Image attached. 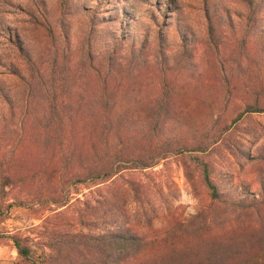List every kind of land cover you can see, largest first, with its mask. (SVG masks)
<instances>
[{"label": "rangeland", "instance_id": "obj_1", "mask_svg": "<svg viewBox=\"0 0 264 264\" xmlns=\"http://www.w3.org/2000/svg\"><path fill=\"white\" fill-rule=\"evenodd\" d=\"M96 8L101 19L95 21L104 34L97 41L98 64L93 66L83 55V48L93 27L90 15ZM252 14L243 0H0V186L9 179L18 186L0 187V264L20 261L8 235L29 239L42 253L51 231L83 229L77 216L86 211L84 202L95 207V201L109 189L118 192L109 183L100 187L66 183L63 193L56 196L72 200L66 207L34 203L50 198L47 171L65 166L59 150L50 142L48 121L51 84L46 81L56 69H62L63 64L70 67L69 87L67 91L60 87L58 94L62 111L64 104L70 105L63 113L66 125L61 134L74 141L68 146L76 157L83 152L90 154L97 114L100 116L96 101L105 85L118 90L114 119L139 122L137 130L151 119L163 88L169 85L175 95L165 131L194 137L207 128L230 124L253 101L252 96L244 95L246 79L240 76L249 64L263 57L264 9L254 20ZM111 34L120 38L117 57L123 68L108 74L106 51ZM161 42L168 48L167 58L160 55ZM142 46L145 49L140 56ZM184 55L189 57L183 61L186 67L180 63ZM248 130L263 134L255 147L248 141L245 146L256 154L264 141V114L243 118L234 132ZM184 159L172 157L153 169L124 172L126 180L148 185L145 203L143 194L127 193L126 225L134 232L166 237L165 228L196 214L210 202L196 168H192L193 179H188ZM244 164L243 171L234 168L236 181L256 185L257 166ZM215 168L223 169L221 160H216ZM20 201H25V206L8 208L9 203ZM170 203L173 209L164 214L162 209L170 210ZM146 217L151 224L146 223ZM50 218L51 223L47 221ZM57 224L61 227L56 228ZM173 235L171 242L177 243L180 236ZM152 249L148 247L147 253Z\"/></svg>", "mask_w": 264, "mask_h": 264}, {"label": "trees", "instance_id": "obj_2", "mask_svg": "<svg viewBox=\"0 0 264 264\" xmlns=\"http://www.w3.org/2000/svg\"><path fill=\"white\" fill-rule=\"evenodd\" d=\"M243 1L253 11L252 20L263 12L264 0L254 3L253 0ZM98 12V8L91 12L93 27L87 32V45L83 48V55L93 66L98 64L95 56L97 41L104 34H100L102 31L95 21L101 19L96 15ZM109 42L111 45L106 51L109 55L106 60L108 74H111L121 71L123 65L117 57L120 38L111 34ZM161 46L160 55L167 58L168 48H165L162 42ZM144 49L142 46L140 56ZM187 56L184 55L180 62L184 67L187 66V63L183 62L189 58ZM262 56L259 62L257 59L254 64H249L247 72H242L243 77L240 76L241 80L246 79L242 87L246 91L244 95L252 96L253 101L247 103L230 124L225 127L207 128L194 137H184L176 131H165L167 121L171 119L169 116L172 114L175 95L169 85L163 88L162 99L155 106L151 119L141 124L139 131V122L132 119H114L118 90L103 86L96 101L100 116L97 114L90 154L83 152L77 154L78 157L68 146V143L74 141L65 137V133L61 134L66 125L63 113L70 105L64 104L63 111L60 109L58 89L62 87L67 91L70 83L67 71H70V67L63 64L62 69H56L46 81L51 84L48 121L52 129L50 142H54L65 166L47 171L48 178L45 180L51 190L50 198L43 197L34 203L40 205L47 202L59 209L66 207L72 200L56 197L63 193L66 183L75 186L92 185L90 187L109 183L108 185L115 186L118 192H113V188L109 189L107 195L95 201V207L92 206L93 203L84 202V206L88 207L77 216L83 229L51 231L46 236L48 239L42 253L29 243V239L17 234L8 235L7 238L15 243L18 250V264H264V141L256 154L245 149L247 141L255 147L263 138V134L250 130L247 133L234 132L236 125L243 118L264 114V53ZM162 64L167 65L163 61ZM165 82H169V78L164 80ZM228 92L232 93V90L229 89ZM172 157L185 158V170L190 180L193 179L192 168L197 169L196 172L200 173L209 192L210 202L196 214L184 220L179 219L174 225L165 228L166 237L152 238L138 234L126 225L127 193L133 191L138 196L143 194L142 203H145L144 195L147 194L148 185L140 181L126 180L124 172L129 169H153ZM216 160L222 161L223 169L215 168ZM245 162L257 166V176L253 181L258 185L256 189L254 183L236 181L234 168L243 171ZM74 170H78V173L75 174ZM124 181L127 188H124ZM7 186L12 189L18 187L13 179L3 182L0 187ZM79 201L83 202L81 199ZM16 204L25 206L26 203L12 202L8 208ZM171 209L173 206L170 203V210L162 211L166 214L170 213ZM60 213L61 211L58 214ZM145 220L147 224H151L150 218L146 217ZM47 221L51 223V218ZM57 225L56 228L61 227ZM172 233L180 236V241H176L178 244L171 242L174 236ZM183 237L186 240L181 244ZM151 246L153 252L147 253L148 247ZM160 258L162 260H159Z\"/></svg>", "mask_w": 264, "mask_h": 264}]
</instances>
